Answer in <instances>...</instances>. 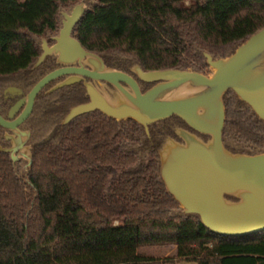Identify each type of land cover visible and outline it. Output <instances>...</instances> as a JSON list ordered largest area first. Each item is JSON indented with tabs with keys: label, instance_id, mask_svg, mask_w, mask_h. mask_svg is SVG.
Returning <instances> with one entry per match:
<instances>
[{
	"label": "trees",
	"instance_id": "16d2710c",
	"mask_svg": "<svg viewBox=\"0 0 264 264\" xmlns=\"http://www.w3.org/2000/svg\"><path fill=\"white\" fill-rule=\"evenodd\" d=\"M79 4L87 9L73 37L119 72L203 73L205 54L225 59L264 28V0H0V100L21 76L28 90L44 76L46 63L33 69L43 40L52 43L62 13ZM87 101L81 85L38 97L24 177L0 150V264H157L140 252L148 246H174L196 264H264V232L214 234L168 193L159 152L166 137L181 141L177 128L193 132L185 122L172 117L147 132L96 111L62 124ZM224 102L225 147L264 152V122L235 93Z\"/></svg>",
	"mask_w": 264,
	"mask_h": 264
},
{
	"label": "water",
	"instance_id": "95a60500",
	"mask_svg": "<svg viewBox=\"0 0 264 264\" xmlns=\"http://www.w3.org/2000/svg\"><path fill=\"white\" fill-rule=\"evenodd\" d=\"M86 5L62 13V27L49 47L43 40V53L36 63L58 55L62 64L76 61L90 65L88 70L68 67L55 70L42 78L27 95L22 113L15 114L21 101L8 115H0V126L17 131L32 115L40 92L51 82L66 75H79L105 81L120 92L114 101L104 97L92 84H86L90 101L73 107L63 121L99 111L117 121L132 119L148 132L149 126L178 117L193 131L177 129L181 141L169 139L160 150V175L168 193L179 203L185 215H195L214 234L224 237H247L264 232V152L255 155L229 151L224 144L226 122L224 97L233 92L264 122V28L249 37L225 59L214 60L205 54L212 76L192 70L167 69L144 72L137 67L139 78L156 83L145 93L129 75L106 68L96 54L86 51L73 37V31L86 12ZM81 78L70 77L52 91L73 85ZM122 83L127 84V90ZM20 93V92H19ZM180 98H173L175 96ZM201 136H207L205 140ZM17 163L18 149L5 150ZM28 170L32 165L31 153ZM228 197H234L231 200Z\"/></svg>",
	"mask_w": 264,
	"mask_h": 264
},
{
	"label": "flooded vegetation",
	"instance_id": "af4514ba",
	"mask_svg": "<svg viewBox=\"0 0 264 264\" xmlns=\"http://www.w3.org/2000/svg\"><path fill=\"white\" fill-rule=\"evenodd\" d=\"M54 37L55 36L51 37V40H52L51 42L52 43H48V46L49 47L54 46V44H55V41L53 40ZM42 53H43V50H42ZM43 63H46V67H45L46 68V73L44 74V76H42L39 79V81L42 78H44L46 75L54 72L55 70L62 69V68H68V67L80 68L81 65H82L84 68H86L88 70H92L93 69L90 65H88V63L86 64L85 61H82V63L76 61L74 64H71V65L62 64L59 61V56L58 55H50V56H48L44 60ZM43 63L40 64L39 66L35 65L33 69L39 68L41 65H43ZM136 69H137V66L131 68V71L130 72H122V73H125V74L129 75L130 77H132L139 84L140 89H141V92L142 93H145L146 91H148L152 87H154L156 85V83L148 84V83L143 82L139 78L138 74L136 73ZM38 74L40 75L41 72L38 73ZM70 77H79V78H81V80L79 82H77V83H75L73 85H70V86H66V87H71V86H75V85H81V86H83L84 91H85V96H87V98H88V101L85 102V103H88L90 101V98L87 95V88H86V84H88V83L89 84H92L98 90V92H100L104 97H106L111 102L114 101L115 94H119L120 93L117 90L116 87H114L113 85H111V84H109V83H107L105 81L97 82V81H94V80H91L89 78H86V77H83V76H79V75H66V76H63V77H61L59 79H56L55 81H53L49 85H47L40 92V94L38 95V97L42 93H44V94H50V93L55 92V91H52V90L58 84L66 81ZM29 79H30V77L21 76L19 78V81H22L23 83H21L20 85H18V84H16V85H10V86L6 87L3 90L2 96H1V100H0L1 101L0 102V115L1 116H3L4 118L8 119V115L11 112V110L14 107H16L21 101H23L24 104L20 107V110L15 114L14 118L16 119L22 113V111H23V109L25 108V105H26L25 100L27 101V95L32 90V88L39 82L38 81L32 88H30L28 90L26 88V84L24 82L25 81H28ZM122 85L127 90H131V88L127 84L122 83ZM66 87H64V88H66ZM61 89H63V88H61ZM78 89H80V88L78 87ZM38 97H37V99L35 101L34 109L36 107V102L38 100ZM85 103H83V104H85ZM33 112H34V110H33ZM31 116H30V118H31ZM29 119L24 124H22L18 128L17 131L7 130V129H4V128H2L0 126V150L2 152L8 153L5 150H12V149L16 148V149H18V151L16 153V156L19 158V160H21V158H24L25 156H28V154L26 153V151H28V152L31 153L32 146H33V134H34L33 133V130L34 129L32 127H27L26 124L29 122ZM162 132L165 134V131L164 130H162ZM169 139H171V138L170 137H166L165 143ZM8 154L11 157V154L10 153H8ZM20 154H21V157H19ZM19 160H18L17 163L20 162ZM19 164H21V163H19Z\"/></svg>",
	"mask_w": 264,
	"mask_h": 264
},
{
	"label": "rangeland",
	"instance_id": "374dc122",
	"mask_svg": "<svg viewBox=\"0 0 264 264\" xmlns=\"http://www.w3.org/2000/svg\"><path fill=\"white\" fill-rule=\"evenodd\" d=\"M188 5V3H186ZM205 75L208 76H212L214 73V70L209 68L207 70H205L203 72ZM118 94H115V97H117ZM114 97V99H115ZM175 98H180V96H175L173 97ZM26 102V100H25ZM29 123V124H28ZM26 125L27 127H33V121L28 122ZM33 133L35 134V131L33 130ZM230 141V140H229ZM168 142V141H167ZM231 145L236 146L237 142L236 141H230L229 142ZM26 153L30 154V152L26 151ZM19 157H21V154L19 155ZM21 163L20 164V171L18 172L19 176L24 177L26 174V169L28 166V160L27 158H21V160H19ZM141 253L149 256V257H153L154 259L157 260V264H196L194 262H189L186 260H182V259H178L176 257V248L174 246H148V247H144L140 250Z\"/></svg>",
	"mask_w": 264,
	"mask_h": 264
}]
</instances>
